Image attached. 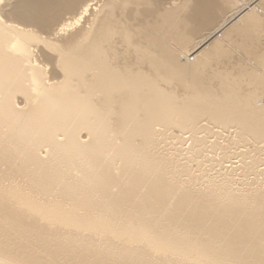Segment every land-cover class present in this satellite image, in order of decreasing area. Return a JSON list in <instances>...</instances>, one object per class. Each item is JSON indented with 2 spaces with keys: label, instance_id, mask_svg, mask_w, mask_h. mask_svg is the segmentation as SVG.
Masks as SVG:
<instances>
[{
  "label": "bare ground",
  "instance_id": "6f19581e",
  "mask_svg": "<svg viewBox=\"0 0 264 264\" xmlns=\"http://www.w3.org/2000/svg\"><path fill=\"white\" fill-rule=\"evenodd\" d=\"M263 16L0 0V264H264Z\"/></svg>",
  "mask_w": 264,
  "mask_h": 264
},
{
  "label": "rangeland",
  "instance_id": "374dc122",
  "mask_svg": "<svg viewBox=\"0 0 264 264\" xmlns=\"http://www.w3.org/2000/svg\"><path fill=\"white\" fill-rule=\"evenodd\" d=\"M231 11H226V15H229V13H230ZM263 18H264V16H263ZM198 40V39H197ZM196 40V41H197ZM195 41V42H196ZM264 43V42H263ZM263 48H264V45H263ZM262 48V49H263ZM261 49V48H260ZM184 60V59H183ZM233 62H232V64H231V66H233V69H234V64L233 63H237L239 60L238 59H234V60H232ZM228 66H230V64L228 65ZM232 67H230V69H231ZM194 166V165H193ZM262 168H263V166H261ZM260 167V168H261ZM174 168H177L175 165H172V166H170V167H168V169H167V171L169 170V169H174ZM193 168H196V169H198V166L196 165L195 167H193ZM204 170H206V168H202V170H198V172H200V171H204ZM182 172V171H181ZM180 171H179V168L175 171V173L172 171L171 172V176H172V179H170L171 181H173V182H182V183H189V181H186L185 180V178L186 177H188V173L187 172H182L181 173ZM212 176H213V173H212V171H211V173H210ZM183 179V180H182ZM185 180V181H184ZM200 180H203V179H200ZM196 185L195 186H192L193 188H192V190H193V192H202V191H204V190H207L208 188H209V186H210V182L209 181H206V180H204V181H198V182H196L195 183ZM189 185H191V183L189 184ZM187 187H188V185H187Z\"/></svg>",
  "mask_w": 264,
  "mask_h": 264
}]
</instances>
